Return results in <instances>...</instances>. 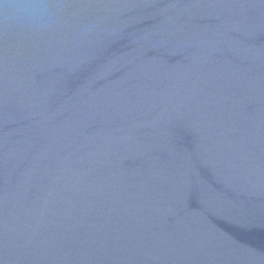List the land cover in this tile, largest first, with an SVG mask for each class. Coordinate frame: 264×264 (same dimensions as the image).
<instances>
[{"label": "water", "instance_id": "obj_1", "mask_svg": "<svg viewBox=\"0 0 264 264\" xmlns=\"http://www.w3.org/2000/svg\"><path fill=\"white\" fill-rule=\"evenodd\" d=\"M48 2L0 10V264H264V0Z\"/></svg>", "mask_w": 264, "mask_h": 264}, {"label": "clouds", "instance_id": "obj_2", "mask_svg": "<svg viewBox=\"0 0 264 264\" xmlns=\"http://www.w3.org/2000/svg\"><path fill=\"white\" fill-rule=\"evenodd\" d=\"M10 9L14 21L40 26L49 19L51 8L48 0H0V10Z\"/></svg>", "mask_w": 264, "mask_h": 264}]
</instances>
